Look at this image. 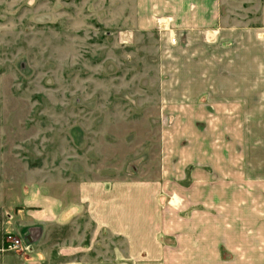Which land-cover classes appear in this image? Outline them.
<instances>
[{"label": "rangeland", "instance_id": "obj_1", "mask_svg": "<svg viewBox=\"0 0 264 264\" xmlns=\"http://www.w3.org/2000/svg\"><path fill=\"white\" fill-rule=\"evenodd\" d=\"M183 1L179 11L202 9L201 0ZM214 1L211 10L233 27L235 0ZM145 9V0H0V257L11 252L4 249L9 235L21 241L9 232L10 217L28 187L57 196L89 179L107 189L149 187L161 175L164 186L165 173L177 171L166 162V141L176 140L192 156L194 173L202 172V152H209L210 176L198 187L224 186L217 158L225 148L207 125L231 95L235 64L216 59L232 61L233 48L219 53L209 44L208 50L205 37L213 41L216 33L179 30L166 16L143 30L137 18ZM262 55L253 52L264 62ZM248 64L242 63L243 79ZM256 65L264 74V63ZM241 149L243 170H250L244 141ZM229 182L264 193V179H225L226 188ZM171 197L174 219L229 215L218 211L225 201L218 195L200 196L205 206L186 209L178 195H162L163 213ZM256 197L254 207L243 196L250 208L242 219L264 220V194Z\"/></svg>", "mask_w": 264, "mask_h": 264}, {"label": "crops", "instance_id": "obj_2", "mask_svg": "<svg viewBox=\"0 0 264 264\" xmlns=\"http://www.w3.org/2000/svg\"><path fill=\"white\" fill-rule=\"evenodd\" d=\"M183 2L145 0V13L137 19L140 28L148 30L155 27L156 17L166 16L169 22L178 23L179 30L216 33L213 41L205 37L208 50L209 44H216L219 53L232 46V61L216 59V63L235 64L232 92L210 112L217 119L207 125L208 131H217L225 148L217 158L224 186L198 187L210 176L204 171L211 162L209 152H202V172L194 173L192 156L179 151L174 139L166 141L164 148L166 162L173 161L177 171L165 173L168 184L164 186L162 175L149 187L136 183L107 189L89 179L57 196L30 186L27 197L20 194L18 208L10 217L9 232L20 237L23 250L2 255L0 264H264V220L242 219L243 209L252 203L256 207V196L264 193L241 188L242 183L229 182L228 188L225 184V179H264V74L256 70V64L264 62L253 57L256 50L264 53V0H235L230 28L219 10H211L214 0H201L202 9L196 6L193 13L178 10L176 4ZM242 63H249L251 69L244 79ZM243 141L253 158L250 170H243L241 162ZM185 180L198 188L190 189V183L178 186V181ZM162 195H178L184 209L199 203L205 206L200 196L225 197L218 211L229 215L218 220L174 219L173 198L163 213ZM243 196H250V204L242 202Z\"/></svg>", "mask_w": 264, "mask_h": 264}, {"label": "built area", "instance_id": "obj_3", "mask_svg": "<svg viewBox=\"0 0 264 264\" xmlns=\"http://www.w3.org/2000/svg\"><path fill=\"white\" fill-rule=\"evenodd\" d=\"M6 240L7 241L4 247L5 250L11 252H20L23 250L21 241L14 236L12 237L11 235H9Z\"/></svg>", "mask_w": 264, "mask_h": 264}]
</instances>
